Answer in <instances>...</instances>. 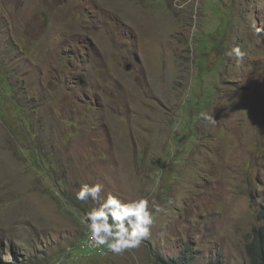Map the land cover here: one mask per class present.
Instances as JSON below:
<instances>
[{
    "label": "rangeland",
    "instance_id": "rangeland-1",
    "mask_svg": "<svg viewBox=\"0 0 264 264\" xmlns=\"http://www.w3.org/2000/svg\"><path fill=\"white\" fill-rule=\"evenodd\" d=\"M94 182L164 208L141 247L80 250ZM263 224L264 0H0V263L243 264Z\"/></svg>",
    "mask_w": 264,
    "mask_h": 264
},
{
    "label": "clouds",
    "instance_id": "clouds-1",
    "mask_svg": "<svg viewBox=\"0 0 264 264\" xmlns=\"http://www.w3.org/2000/svg\"><path fill=\"white\" fill-rule=\"evenodd\" d=\"M227 55L234 57L240 64L247 52L239 46H233ZM200 117L210 124L216 123L214 117L206 112L200 113ZM75 199L93 202L81 215L88 228V245L102 248L113 255H123L141 247L150 237L158 214L164 211L161 205L147 196L124 199L111 191L105 192L102 182L81 185L75 193Z\"/></svg>",
    "mask_w": 264,
    "mask_h": 264
},
{
    "label": "trees",
    "instance_id": "trees-1",
    "mask_svg": "<svg viewBox=\"0 0 264 264\" xmlns=\"http://www.w3.org/2000/svg\"><path fill=\"white\" fill-rule=\"evenodd\" d=\"M248 253V262L243 264H264V224L253 230V239L246 246ZM191 252V254H190ZM194 250L188 246V244H184L182 250L176 258H171L167 260L166 264H193V261L196 259L194 255ZM160 261H163L159 257ZM2 264V263H0ZM11 264V263H6ZM22 264V263H20ZM204 264H222L219 257H213L208 259Z\"/></svg>",
    "mask_w": 264,
    "mask_h": 264
},
{
    "label": "built area",
    "instance_id": "built-area-1",
    "mask_svg": "<svg viewBox=\"0 0 264 264\" xmlns=\"http://www.w3.org/2000/svg\"><path fill=\"white\" fill-rule=\"evenodd\" d=\"M80 250L83 252H94V253H99V254H105L106 250L102 248H93L88 245V237H86L82 242H81V247Z\"/></svg>",
    "mask_w": 264,
    "mask_h": 264
}]
</instances>
